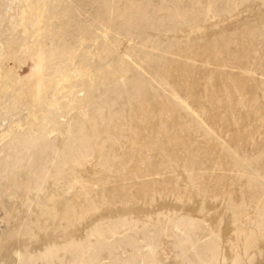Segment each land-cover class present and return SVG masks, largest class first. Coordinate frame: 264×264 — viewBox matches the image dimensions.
<instances>
[{"label":"bare ground","instance_id":"bare-ground-1","mask_svg":"<svg viewBox=\"0 0 264 264\" xmlns=\"http://www.w3.org/2000/svg\"><path fill=\"white\" fill-rule=\"evenodd\" d=\"M2 1L0 0V20H4V24L0 27V121L3 129L0 131V154H3L0 156V223L5 225L14 222V227L9 231L2 230L3 228L0 230V264H98L89 237L94 235L98 243L107 244L104 239L108 235L112 236L114 240L109 245L117 247L126 243L125 238L117 237L120 232L119 224L124 226L129 222L114 221L106 232L99 231L94 225L90 226L93 217L98 218L97 209L101 210L105 217H117L121 209L136 210L149 216L151 211L146 209V206H139L138 195L141 191L145 196L151 192L146 199L148 203L154 199L157 192L154 190L155 182L149 181L142 189L138 186L136 195H130L120 184L121 181L141 177L138 172H151V161L155 153L162 157L164 163L177 161V164H182L187 171L209 159L194 143L165 133L168 121L162 119V115L176 113L178 110H175L174 106L168 107L163 96L153 92L155 90H152L150 85L137 80L133 83L135 92L132 95L129 93L126 97L119 96L112 101L104 100L101 103V100L93 95V90L98 84L105 85L107 80L112 78L110 72H107L105 77L101 76L102 80L94 85L96 74L73 81L68 68H57L69 60L74 61L75 57L82 56L85 38H77L71 42L68 36L61 35L62 42L58 46L51 44L45 47L49 52L54 51V55L43 70L39 49L43 40L50 37L47 35L50 29L46 28L44 19L51 1L38 0V4L35 0H17L19 24L16 29H12L9 23L13 18L10 9L2 14ZM248 1L250 0L228 1L229 5L218 14L226 18L229 13ZM209 2L210 12L206 13L207 20L211 19V13L216 16L213 10L221 3L220 0ZM32 8L34 13H30ZM182 16V22H177L180 29L182 26L184 38L196 35L198 20ZM29 20L36 21L37 24L34 37L28 27ZM263 29L264 13L260 14L254 23L242 29L247 30V33L222 30L202 43L195 41L192 46L183 43L184 38L175 32L167 36L155 28L152 29L155 32L152 39L145 40L151 43L150 47L159 49L164 54L191 59L201 56L208 63L217 61L215 66H233L246 70L245 64L253 60L262 67V59L256 61L260 57L256 56L255 48L264 50ZM163 36L168 39L163 40ZM126 38L130 43V38ZM117 40L114 37V41ZM102 41L104 43V40ZM98 46L97 41L92 53L98 54ZM142 47L145 45H141V51L144 52ZM128 52L133 57H138L136 49H129L123 54L115 55L111 52L109 58L105 59L106 64L111 68L113 66L112 69L117 70L116 73H120L119 80L124 78L128 71L125 61ZM228 53L231 58H223V55ZM151 58L152 55L148 58L145 54L140 59L150 62ZM173 59L176 58L157 56L151 69L162 75L161 84L165 90L187 103V99H194L199 93L193 94L190 90L178 86L189 80L185 78L187 75L178 72L180 68L169 64ZM111 61L115 62V67ZM22 66L27 68L24 75L18 72V68ZM220 83V88L226 90L225 99H217L222 107H230L232 104L231 109H234L237 100L240 105L251 102L243 96V86L235 84L227 90L226 83ZM117 85L125 87L126 83L117 81ZM258 90L260 89L257 88ZM75 95L76 103L72 105V96ZM62 98L65 105L61 103ZM193 101L197 107L203 109L201 101ZM80 106V111H77ZM156 118H159L158 128L164 130L161 138L154 134ZM175 127L178 133L185 130L179 124ZM235 128L237 132L234 134L233 147L244 136L238 126ZM171 142L174 146L169 149L167 144ZM26 149L28 151H25ZM38 152L44 161L31 160L32 155ZM15 159L17 161H13ZM233 161L232 165H236L238 160L236 158ZM185 183L186 189H191L193 176L188 175ZM173 191L177 207L182 212H167L166 215L172 219L169 226H164L161 218L150 217L151 233L156 231L160 236L168 235L170 238L175 235L174 229L178 231L185 227V220L195 221V214L199 215L198 209L184 211L187 203L185 201L188 199L185 198L188 196L186 192L176 189ZM112 204L118 206L112 209ZM208 230L213 233L214 227ZM263 241L264 229L258 227L242 244L244 250L248 251L255 250L257 244ZM157 247L158 243L154 244L153 250L142 254L146 264H156ZM190 247L191 245L181 246L177 251L185 253ZM263 250L259 248L258 264H264ZM218 255V245H214L211 261H197L192 253H189L186 264H219ZM127 264H136L134 258Z\"/></svg>","mask_w":264,"mask_h":264},{"label":"rangeland","instance_id":"rangeland-1","mask_svg":"<svg viewBox=\"0 0 264 264\" xmlns=\"http://www.w3.org/2000/svg\"><path fill=\"white\" fill-rule=\"evenodd\" d=\"M50 1L44 19L46 28L50 29L47 33L50 37L43 40V45L39 49L43 70L54 55V51L49 52L45 47L51 44L58 46L62 42L61 35L68 36L71 42L77 38H85L82 56L75 57L74 61L69 60L57 68H68L73 81L96 74L94 85L99 83L107 72H110L112 78L107 80L105 85L98 84L93 90V95L98 97L101 103L104 100L112 101L119 96L126 97L129 93L132 95L135 92L133 83L137 80L150 85L151 89L155 90L153 92L163 96L164 103L168 107L174 106L175 110H178L176 113L162 115V119L168 121L165 133L180 136L182 140L194 143V146L197 145L198 149L203 150V154L209 159L202 161L191 171H187L182 164H177V161H170V164L164 163L162 157L155 153L151 161V172H138L137 174L141 177L136 175V178H126L121 181L120 184L130 195H136L138 186L142 189L149 181L155 182L154 190L157 192L154 194V199L148 203L146 199L151 192L145 196L141 191L138 195L139 206H146V209L151 211L149 216L136 210L121 209L117 217L113 215L105 217L101 214V210L97 209L98 218L94 216L90 226L94 225L99 231L106 232L114 221L129 222L124 226L119 224L120 232L117 237L125 238L126 243L119 244L117 247L109 245L114 240L112 236L108 235L104 239V243L107 244L98 243L94 235L89 237L91 247L94 249L93 255L98 264H127L133 258L136 264H146L142 254L147 250H153L156 243H158L155 250L156 253L158 252L156 264H176L177 262L186 264L189 253H192L195 260L206 263L211 261L214 245H218L217 262L219 264H258L259 248L264 249V241L259 242L255 250L248 251L244 250L242 243L258 227L264 229V216H262L264 215V50L255 48L256 56L260 57L256 61L262 59V67L255 64L253 60L245 64V70L233 66H215L214 63L217 61L208 63L201 56H194L191 59L164 54L159 49L150 47L151 43L145 38L152 39L155 33L152 30L154 28L167 36L175 32L184 38L182 26L180 29L177 22L183 19L182 15L197 19L199 24L196 35L184 38L183 43L187 46H192L195 41L202 43L222 30L247 33V30L242 29L254 23L258 16L264 13V0H250L229 13L226 18L221 17L218 12L226 8L232 0H220L221 3L213 10L216 16L209 13L212 15L210 20L206 19V13L210 12L211 1L209 0ZM35 3H38V0H35ZM7 9H10L13 14L9 22L11 28L16 29L19 24L17 0H3L2 14ZM30 11L34 13V8ZM3 24L4 20H0V27ZM28 27L33 37L36 36V21L29 20ZM102 33L104 36H101ZM126 36L130 38V43ZM167 36H163L162 39L167 40ZM114 37L119 41H114ZM97 41L98 54H94L92 53L94 43ZM141 45H145L142 47L144 52L141 51ZM129 49L132 51L136 49L138 57L135 58L129 53L130 51L128 52L129 55L125 60L128 71L125 77L119 80L120 73H116L117 70L112 69L113 66L111 68L109 64H106L105 59L109 58V54H123ZM193 49L196 48L193 47ZM144 53L148 55V58L152 55L150 62H143L140 59L145 55ZM160 55L176 58L169 61V64L180 68L178 72L184 76L187 75L185 78L189 80L178 86L190 90L193 94L198 92L194 99L189 98L187 103L182 102L162 87V75L151 69L154 58ZM223 58L230 59L231 54H224ZM111 64L114 65L115 62L111 61ZM26 70L25 66L18 68L21 75H24ZM117 81L126 83V86H118ZM220 81L226 83L227 90L233 88L235 84L243 86L242 94L251 102L240 105L237 104L239 102L237 100L234 109H231L232 104L230 107H222L217 99H225L226 90L220 88L222 84ZM257 88L260 90L257 91ZM85 96H87V89ZM72 99L75 102L72 101L71 104L74 105L76 95L72 96ZM193 100L201 101L204 110L197 107ZM61 103L66 104L64 98ZM80 109L81 106L77 111ZM158 119H155L154 134L157 138H161L164 130L158 128L160 127ZM178 124L185 129L183 132H177L175 126ZM235 126H238V130L244 134L237 145H234L236 149L233 147L234 134L237 132ZM2 129L0 121V131ZM167 146L171 149L174 143H168ZM39 152L32 155V161H44ZM2 154H0L1 157ZM236 158L238 160L236 165H232L233 159ZM188 175L194 178L191 189H186L185 186ZM174 188L188 195L185 197L189 200L185 201L187 203H185L184 211L198 209L199 215L195 214V221L185 220V227L178 231L174 229L175 235L170 238L168 235L160 236L161 234L156 231L151 233L149 231L150 217L161 218L163 225L169 226L172 219L166 215L167 212H182L177 207ZM117 206L118 204L111 205L112 209ZM212 226L214 232L210 233L208 228ZM13 227L14 222L5 225L0 223V230L3 228L2 230L9 231ZM189 245L191 247L187 252L177 251L181 246Z\"/></svg>","mask_w":264,"mask_h":264}]
</instances>
